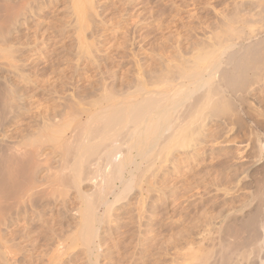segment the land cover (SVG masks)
Wrapping results in <instances>:
<instances>
[{
    "label": "rangeland",
    "instance_id": "1",
    "mask_svg": "<svg viewBox=\"0 0 264 264\" xmlns=\"http://www.w3.org/2000/svg\"><path fill=\"white\" fill-rule=\"evenodd\" d=\"M54 1H58V2L56 3ZM54 1H53L54 3H52L53 5L50 3L49 7L52 6L51 7V8H53L52 12L55 13V15L57 17H53L54 20H52V21L54 23L51 22V25H57V27H59V24H57V23L60 22V25H62L61 26L62 29H63V25L65 27L63 29V31L65 30L66 32L62 31L60 33V30H62V29L58 28L60 30L49 33V35H51V38H55L56 36L58 38V39L57 38L53 39V40H56L57 43L52 41L55 43L56 47H55L54 43H52V42H51L52 43L51 47L54 46L53 48H56V50H59L61 47L65 46L64 53L67 52V54H65L64 57L66 59L64 62L63 61L59 62V65H58L57 60L59 61V59H57V58H59L62 55V52L60 53L59 51H53L55 53L52 54L53 52L49 51V53L51 56L50 57L51 62H53V63L56 62L55 63L56 67H60L61 65H62L61 66L62 69L66 66L68 67V68H64V70H66V71H64L65 76L62 77V74H61L62 72H60L61 69L60 70L58 69L59 70V72H58L57 69H55V66H54L55 64H53V63L50 65H53V67L56 71L54 72L55 74L52 72L53 73L51 75L52 78L50 76L47 77L48 74L50 75V72L47 74L44 73V75L42 76V73L39 72V71H41L40 68H42V67L44 68L45 65H47V63L42 58L43 57L42 53L44 51H47V50L42 51V48L38 47L41 51L37 50L34 54L36 56L33 55V56H31V58L30 57L25 58V56L22 54L24 52V51H22L23 50L22 48L25 46V44H18V42H17L14 44V46L15 45L18 46L19 50L17 49L18 47H16V46L15 47L13 46L14 48L13 47L11 48L14 52H15V50H17L18 52H15L16 53L15 54V53H11V51H10V53H11V55L9 53L10 56L15 54L12 56L14 59L11 57L13 60L11 59L10 64H9L10 60H6V61H8L6 64L5 58L4 59L0 58V82L3 83L5 81V84L7 86L10 85V83L7 82V80L13 81L12 83H15V84L16 83L21 84V82H23V80H21L22 79L21 75L23 74V75L27 76V74H29V73L25 74L26 72H28L27 66L28 65L30 66V64H31V66L35 65V67H36V64H39V65H37V66H39L38 70L40 69L38 71L39 73H37L39 75H37V76H34L32 74L28 75V77L30 76V78H29V81H31L30 83L31 84H33V83L37 84V83L46 82L47 84L46 83L41 84V86L43 85L42 87L45 90L46 89L48 90V91L46 90L47 93L44 90L45 91L44 93L48 94V92H49L55 98H56V96H58L59 98L57 97L56 99H54V97L49 95L50 99H49V97L48 98L46 97L47 98L46 99L45 94L43 93L44 94L43 97L47 101L43 100V101H45V102H43L40 100L38 107H40V106L44 107V106H42L41 103H43L44 105L47 104L49 106H52V104L54 105L57 102L58 103L60 102L62 104V101H64L63 105L62 106L60 105L59 107L60 108L65 107L64 103H66L65 109H67V110H65L64 108H62V109L66 111V113L69 115L68 117H70V119L67 117V114H66V117L69 120L72 119L70 121V122H72V124L74 123V121H76L78 119V115H79L78 111L80 109L84 110V107L88 106V105H85V103L86 104L88 103L86 100H90L89 101L90 104L88 103L89 106L85 107L88 109L90 107V105L91 106L94 105L93 103L91 104V102H93L92 99H94V98H92V96L96 97V99H98V97H99V100L101 99L100 97H102V95L100 96L101 93L99 94L98 91L101 90L102 86L103 87L107 86V89H105L106 88L105 87L101 90V92L103 91V93L106 92L114 84H115L114 87L110 88L109 91L110 90L113 91V89H114V91L117 90V93H118V90L119 91L121 90L120 88H122V90L127 91V89H128V91H130V89L132 88L131 87L132 85H133V88H135L134 84L137 83L140 85V83H143V82H144L143 87L147 86L149 88H155V89L161 88V89H168L169 91H172V90L175 91V87H177L178 85L173 86L174 83H172L171 81L173 78H175L174 76H176L177 73L179 74L182 72L181 71L182 67H181V69L178 70V72L176 73L177 69H179L178 66H180V65H182L183 67L185 66L183 69H185L187 67L189 68L188 64H190V66L192 65L191 61L195 60V59H192V58H194V56L196 57V55L199 56L198 54H200L199 57H201V56L203 57V55L205 56V53L207 55V52H204L203 49L213 47L214 46L213 43L215 41H216L215 43L218 44L217 40L220 39V37L222 36L221 35L222 33L227 32L230 29L229 27L234 26V27L239 28L241 26V28H242V26H243L242 30L243 31L246 30L245 32L247 34H250L251 36H255V34L258 32H264L263 25L260 24L262 21L261 22L259 21L260 8L256 2V1H258V3H259L260 0H256V1L255 0H142V1L141 0H136V1L130 0L131 2L129 0H104V1L103 0H99V1L95 0L92 2L93 4L91 2H89L91 4L90 8L92 10L89 8V11H87L89 13L85 12V14H89V16L92 15V13H93L92 16H93V18L94 17L95 18L93 19L92 16L89 17L87 15V17H86L87 21H86V20H84L85 19V15H84L83 21L89 22V23H86L87 26L84 25L86 27V29L83 30L84 32H81L82 30H80V28H82L80 26L81 24H78V22L75 19H73L74 14L72 11H70V7H69V6H71L70 0H68V2H67V0H66V2H63V0H61V1L60 0H54ZM140 1H141V3H140ZM253 1L256 3V5ZM94 3H96V4L94 5ZM65 5H66V7H65ZM102 5H103V8L101 7ZM59 6L62 8H57ZM87 6H88V4H87ZM94 6H96V8ZM98 6H100V8ZM252 6H254L255 8ZM256 8H259V9H256ZM1 9H0V14L3 11V8H1ZM71 9H72V7H71ZM103 9L105 10V13L103 12V14H102ZM58 10H59V12H58ZM94 10H95V12H94ZM40 11H42V8H40ZM96 11H98V12H96ZM255 11H256V13H255ZM257 11H259V12H257ZM70 12H71V14H70ZM121 12H122V14H121ZM61 13H62V15H61ZM64 13H65V15H64ZM256 14L257 15L259 14V16L256 17L255 16ZM55 15H53V16H55ZM60 15H61V17H63V18L65 17V18L64 19L61 18ZM108 15H109V17H108ZM112 15H113V18L111 17ZM116 15L118 16V18ZM58 16L61 18V21H60ZM70 16H71V18H70ZM102 16H103V18L105 17L104 19L106 20V23H105L104 19L102 18ZM250 16L252 17V19L253 18L254 19L252 20ZM20 17H18V18H20ZM114 17H116V18H114ZM18 18H17V20H18ZM23 18H20V19L23 21ZM132 18H134V19H132ZM65 19H66V22H65L66 25L64 24ZM89 19H90V21H88ZM239 19L241 21H243V20L244 21L240 22ZM246 19L250 21L249 24H251V25L248 24L249 25L248 26V25L244 24ZM17 20L16 19L13 20L16 22V23H13V25L8 24V25H10L9 28L12 30L10 32L6 30L9 33H7L1 27L2 29H0V37L4 36L5 34H7V35L9 34L8 35V38H9L12 34L10 41L13 42V40H14V42H15V38H16L15 33H17L16 30L19 27ZM21 20H19V24H20V22H22ZM131 20H132V22H131ZM13 21H11V22H13ZM62 21H63V24L61 23ZM71 21H74V22L71 23ZM83 21H81V23ZM107 21L109 22V24L107 23ZM30 22H31V24L33 23L32 20ZM85 22H84V24H85ZM73 23L75 24V26L78 24L76 26V28H75V26H73L74 25ZM14 24H16L18 26H16V25L14 26ZM92 24H94V25L97 24V25L94 26ZM107 24H108V26H107ZM110 25H111V27H110ZM0 26H1V21H0ZM91 26H93V27H91ZM101 28H103V29H101ZM98 29H100V30H98ZM1 30H3L5 32L4 35L2 34L3 31H1ZM113 30L115 31V33ZM77 31L79 33H81V36H79L80 38H78V35H80V34H77L78 33ZM102 31H104V32H102ZM56 32L57 33L59 32L60 36L62 35L64 38L59 37V33L57 34ZM96 32L98 34H96ZM64 33L66 35H64ZM101 33H102V35H101ZM108 33L110 36L108 35ZM16 35H18V33ZM242 35H244V34H239V36H242ZM233 36H235V35H233ZM236 36H238V35H236ZM239 36L235 38L236 42L241 39V37H239ZM5 37L0 38V43H1L0 49L1 50L3 48L5 49V47H6L3 45H8V42H6V41H8L7 37L3 41L4 44L1 42L2 41L1 39H4ZM12 38H14V39H12ZM59 38H62V41L63 42L65 41L66 44L63 43V44H65V45H63L62 43H60L61 41ZM65 38H66V40H65ZM238 38H240V39H238ZM80 39L82 41H80ZM50 40H52V39H50ZM58 41H60L59 44H58ZM5 42H6V44H5ZM19 43H22V42H19ZM67 44H69V45H67ZM57 45H59L58 46L59 48L57 47ZM83 45L85 47V48L83 47L84 50L89 48L90 46H91V50L92 49L93 50L91 51L90 49H87L83 53L82 52L83 48L81 49V47ZM110 45H111V47H110ZM141 45H143L142 46L143 48L141 47ZM69 46L71 48H69ZM73 46H74V48H73ZM79 46H81V47H79ZM215 46H217V48H218V45H215ZM40 47H44V45H42V46L40 45ZM68 48H69V51H67ZM217 48H215V50ZM1 50H0V52H1ZM77 51L78 52L80 51L81 57L82 56H84V57L77 58L79 53H80V52L78 53ZM143 51L145 52L144 54L146 56L143 54ZM58 52H59V55L61 54L60 56H58L56 54ZM85 52L88 54H86ZM213 52L210 51V53H213ZM2 53H3V55H2ZM137 54H139L141 57L138 56ZM0 55H1L0 57H2V56L4 57L6 55L5 51L1 52ZM142 55H144L145 57L144 56L142 57ZM209 55H211V54H209ZM22 56H24V57H22ZM52 56L55 59H53ZM96 56L98 57V59ZM33 57H35V58H33ZM88 57L91 60L88 59ZM22 58L24 60H21ZM74 58H77L78 60L77 59L75 60ZM6 59H7V55H6ZM33 59L34 60L36 59V61H34ZM73 59H74V61H73ZM94 59H95V61L96 60L97 61L95 62ZM140 59L142 61L144 60L143 62L141 61L143 64L140 62ZM40 60H42V61H40ZM12 61H15V62H12ZM16 61H19V63ZM77 61H79L78 62L79 64L80 63L82 64V65L81 64L80 65H81V67H83V69H81L79 67L80 65L76 64ZM80 61H82L83 63ZM25 62H27V63H25ZM36 62H38V63H36ZM43 62H44V64H43ZM71 62H73V63H71ZM14 63L18 66V68H21V70L23 69L22 72H25L24 70H27V71L25 73H22L21 70L17 69L20 71L18 73L17 70L13 67V66H15ZM20 63L25 64V66L20 64ZM60 63H62V64H60ZM96 63H97L98 68L96 67V65H94ZM1 64H3V65H1ZM12 64H14V65H12ZM18 64H20V65H18ZM75 64L77 65V67L74 66ZM140 64L144 68H142ZM9 65H11V67ZM63 65H64V67H63ZM83 65L84 66L88 65V66H85V68H84ZM193 65H194V62H193ZM193 65H192V67H193ZM19 66H21V67H19ZM263 66H264V63H263ZM73 67L74 68L76 67L75 69L78 70L79 73L76 72V70L74 71ZM86 67H87V69H86ZM192 67H190V68H192ZM5 68L9 69V70L6 71ZM99 68H101V72H100ZM263 69H264V67H263ZM92 70H94L96 72H94ZM102 71H104V72H102ZM168 71H170V72L174 71V72L170 73ZM7 72H9V74ZM262 72H263V70H262ZM20 73H21V75H20ZM143 73L146 74L145 76H146L147 80L145 79ZM263 73L261 74L263 77L258 75L259 79L257 77L255 78V79H258V82L256 80H254L255 84L253 81L252 82L253 85L249 84V87L251 86V88H247L248 87L247 86L246 90H248V91L246 92V90H245L243 92L244 93L243 95L248 93L246 96H248L247 98L249 99V102L251 100V102H250L251 106H254V107H252L254 110L253 111L254 114H252L254 116V118H257V117L263 118L264 117V109H263V107H264V102H263L264 101V75H263ZM40 74L42 76L41 77L42 79L45 78L44 76L46 75L47 78H45V79H47V80L43 79L42 81H39V79H41ZM57 74H59L61 76L58 78ZM95 74H97V75L95 76ZM140 74H142V76ZM171 74L173 75L172 79H171V77H172ZM2 75H3L4 79H2L3 78ZM8 75H9V77H8ZM16 75H18V76H16ZM169 75L171 77H169ZM26 76H23V78ZM89 76H90V78H89ZM94 76L96 78H94ZM98 76H99V78H98ZM165 76H167L171 80H167L168 78H166ZM28 77H26V78H28ZM36 77H37V79H36ZM53 77H55V79ZM50 78L52 80H50ZM100 78H101V80H100ZM142 78H143V82H142ZM162 78L163 79L165 78L166 80L164 79V81H160V82H159V80H157V79L163 80ZM14 79H16V80H14ZM59 79L61 80L60 84L64 88H61V85L59 84V82H60ZM216 79H217V77H216ZM58 80H59V82H58ZM97 80L101 81V82L104 80L107 85L106 84L103 85V83L97 82ZM18 81H20V82H18ZM29 81H28V83H29ZM153 81L156 83L155 85H152V84H154ZM145 82H147L148 84L150 83V85H152V87H150V85H146ZM162 82H164V83H162ZM49 83H50V85L54 84V85H52L53 87L55 86V84H57L56 86H57L58 90H56V92H55L56 94L52 93L53 91H51V89L55 90L56 86L54 88L52 86H51L52 88L51 87L47 88L48 86H50ZM63 83L65 86L63 85ZM92 83L94 84V86ZM111 83H112V85L110 86ZM120 83H123V84H120ZM167 83H169V84L167 85ZM96 84L100 88H98ZM100 84H102V85H100ZM117 84H118V86H117ZM157 84H158V86H157ZM162 84L164 85V87ZM124 85L125 86L127 85L126 89H125ZM39 86H40V84H39ZM41 86L38 87L37 91L41 92L40 91ZM128 86L131 88L129 89ZM192 86H194V85H192ZM89 87H90V89H89ZM94 87H96V89H99V90H95ZM138 87L139 86L137 85V88ZM140 87H141V85H140ZM171 87H172V89H171ZM184 87L186 89V92H188V94L186 96L184 95V97L180 100V102L178 104L174 105L175 108L172 106H171L172 109H170L171 107L169 108L170 109L169 114L172 115V116L170 115L172 117L170 119L171 120L175 119V121H172V124L171 125L169 124L170 126H168V128L166 127L167 125H165L164 127H162V129H160L161 134L160 133L158 134L159 137L157 138V140H155L156 142L154 140L152 142H150V144L152 146L150 145V147H149V144H148L147 145L148 147L146 145H145L146 146L145 147V146L140 144L141 148H142L141 149L140 145L137 144L139 146V147L137 146L138 147L137 148L138 153L136 152V150H137L135 148L136 146L134 147V149H132V153L135 156L133 163H132V159L131 160L128 159V160H126V162L128 161L127 165L125 166V168L122 169L123 171L121 170V173L120 172L116 173V174L114 173L116 175V177L114 174L109 173L110 175L107 174V176H109V180H106L104 178H103V180L100 179L98 182L99 186L96 185V186L100 187L99 189H98V187L95 188V185H94L95 183L93 180H95V182H96V179H93L91 181V180H88L85 178L86 180L90 181V182H86V180L82 177L85 181V182L83 181L84 184L86 183V185L84 186V185L79 184L80 181L83 179L81 178V180H80L79 178H76L78 181L76 182V179H74V182L76 183L74 185L71 182L74 177L72 178V176H71L72 180H70L71 178L68 177L70 174L73 175L74 173L72 172V170H70L71 169L70 163H68V164L66 163L68 165V167L66 165V167H67L66 170L68 169L67 173L69 172V175H66L67 176L66 181H68V182H66V186H63L62 184L59 186L57 184L56 186H58V187L54 186L56 188L53 187L51 191L42 192L44 189L49 190L50 187L41 188L43 190L40 191V187H43V186L37 187L39 185L35 182V180L38 179V183H39V180L41 182V181H44V180H47L48 178H50L47 175H51V174L53 175L56 172L55 170L57 168L55 169V166L58 167L57 165L59 163V160L57 161L56 158H58V157L54 158L55 160H53L52 162L50 161L52 159H50V160H48V162H46V163H49V161H50L49 165H51V163H53L51 166L52 167L54 166V169L51 166H49L48 164L46 165L42 162V164H44V166L42 165L43 167H45V165L47 166V167H45L46 169L48 168V166H49V168L51 167V170L48 168L50 171H48V169L46 170L45 168H43V169L40 168L39 171L35 169L36 173L35 172L34 173L36 174V176H34L35 174L33 175L32 172L31 173L29 172V171H34V170H30V169H33L34 167H32L28 170L29 173L26 171L25 174H27V173L29 174V175L27 174L26 176H29V178L31 180V185H34L32 183L37 184V185H34L35 186L34 189H35V191L37 189V192H35L34 189L32 188L33 189L32 191L34 192V194H33V192L30 194V190H28L29 192L25 191L27 195L25 194V196H24L25 192L21 193V190L23 191L24 187L26 188V186H24L26 184L20 183L19 184L20 186H22V184H23V188L20 187V188H22V189H20L18 187L20 190V191L19 190L18 191L20 192V195L22 194L24 197L21 195V197H23V199L20 198L21 199L20 200L16 196V194H18V193H16V194L13 193V195H15V197H17L16 198L17 203L14 202V203H16V205L11 206L12 204H14L12 201H10L11 199L9 200L7 198V196L3 197V200L7 198V201L9 200L12 203L10 205V209H6L4 212V213H8V214H4L2 212V211H4V209H2V211L0 209V264H189V263L191 264L193 262H195V264H198L200 261L201 262L199 264H201L203 262V260H205L206 262L209 261L208 263L212 264L214 261H216V260L218 261L219 257H217V256L220 254V251H218L217 254L215 252H217V250L221 249L220 246L222 247V241L225 239V237H224V239H223V237L221 238L220 233H222L221 229H224V227L226 226L228 221L232 218V217H228V216H233V218H234V217H241L240 215H242V217H243V215L246 213L245 211H249L250 209H252L253 206L255 205L256 201H257L258 192H256V191H258V190L255 189L256 188L255 187L256 182L261 178L264 179V127H261V128L256 127L255 128V124L253 122L252 123L254 125L251 124V122L249 124L248 120H246V121L244 120L245 124L246 123L248 124V125H246L247 128L244 127L245 124L243 123L244 126L241 124V129L242 128H244V129L239 130L238 127H236L237 124L234 123L235 124L234 125L233 122H229L231 119H234V117L232 116L233 114L231 115V112L232 113L236 112V111L233 112L234 110L232 109L231 105L233 106L235 103H237V101L234 99H232L233 101L232 100L230 101V99H229L230 97L228 96L229 94H227L226 98L228 101L231 102V103L229 102L231 108L229 106H227V107H229V109H231L230 113L227 111V107H226V105H229L228 103L225 104V107H224V105L222 106L223 109H225V110L220 109V111L221 112L224 111L223 115L226 118H229L228 116L230 115V118L228 119V122L230 124L225 121V117L224 118L222 117L224 120L220 116L218 118V116H216V115L214 116V114H212V111L210 112L211 109H208L210 107L209 102L211 100L208 102V99L206 101V99L202 98V97H205V93L208 89V86L206 87V90H205V88H201V89H199L200 91L198 90V87H197L196 90H198V91L197 92H195L196 90L193 91L194 94L191 93L190 90L188 89L190 86L187 88H186V86H183V87H181L182 91L181 90L180 91L178 90V91L182 93L183 90L185 91ZM49 89H50V91H49ZM202 89H204L205 92H203ZM262 89H263V91H262ZM90 90L91 91L93 90L94 94L97 93V96H98V94H99V96L97 97L94 94H92V96H91V93H93V92H91ZM122 90L120 92H123ZM85 91L87 92V94ZM174 91H172V92L175 93L176 91L175 92ZM261 91H262V93H261ZM88 92L90 94H88ZM201 93L202 94L204 93V96ZM25 94H24V96H22V98L23 97H24L23 99L28 98L25 100L29 101L30 99H29V97H27L28 93H27V96H25ZM40 94L43 95L42 92ZM63 94H64L65 98L61 97V96H63ZM76 94H77V96H76ZM184 94H186V93H184ZM199 94H201L202 97ZM14 96H16V95H14ZM89 96H91V98ZM198 96H200V97H198ZM82 97H83V99H82ZM86 97H89V99ZM197 97L202 99L203 101L201 100V102L204 104H202L199 101L200 103H196L197 105L194 104L195 106H198V107H193L192 104L195 103L194 101H196L195 99ZM216 97H214V100H212L213 102L218 99V98L216 99ZM255 97H257L258 99ZM62 98L66 99V101L62 100ZM84 98H85V100H84ZM259 98L260 99L262 98L263 100H260ZM14 99H12L14 102L10 100L15 105L14 108L16 107V105L18 103H21V104H18L19 106L16 107L15 109L13 108V104H10V105H12L10 107H12L13 110L9 106H8V109L10 108L11 113H9V111H7L8 110L6 108L7 106L5 107L7 112L5 113L3 111L5 114L3 113L2 115L6 116V122L0 121L1 122L0 125L3 123L2 124L3 127L0 126V128H2V130H0V139L1 140L5 139L7 141V143H9L8 141H10V143H12L14 141L17 143L20 141L19 138H21V139H23L20 142V145H21V143L28 142L27 139H29V137L32 139V136L37 131L36 130L37 127L35 126L36 124L35 125L32 124V123H34L33 122L34 120H31L32 119V116H31L32 113H30L32 108H34V106L36 105V102L33 103L34 105L31 104V106H32L31 107L30 103L27 104L28 101H25L22 99L23 100L22 102L24 105L20 106V105H22V102L20 100H16L17 98L15 100ZM35 99H36V97H35ZM96 99H95V101H97ZM80 100H82L84 102H82ZM10 101L8 99V103H10ZM18 101H20V102H18ZM71 101L73 102V104ZM78 101L81 104L80 103L78 104ZM184 101H185V103H184ZM48 102H49V104H48ZM186 102H188V103L186 104ZM206 102L209 104H207ZM213 102H211V103H213ZM37 103H38V101H37ZM180 104H181V106H180ZM258 104H260V105H258ZM47 105L45 106V108L47 107ZM78 105H79L78 108L81 107L80 109H78L76 107ZM186 105L188 107H186L187 109L185 111L184 108ZM25 106L27 108L29 107L28 108L29 111L27 109H25L26 108ZM69 106L70 107L75 106V108H77V109L73 108L74 109V112H73L72 107L69 109ZM182 106H183V108H182ZM206 106H207V111L204 112V109L206 108ZM256 106H257V109H256ZM23 107H24V109H23ZM35 107H37V105ZM90 108H92V107H90ZM193 108H195V109L199 108V109H197L198 111L197 110L194 111L195 114L193 112ZM233 108H234V106H233ZM5 109H3V110H5ZM188 109H190V111ZM16 110H18V111H16ZM75 110H76V112H75ZM259 110L261 113L257 112ZM13 111H15V112H13ZM17 112H18V114H17ZM179 112H180V115H178ZM187 112H193L194 117L192 118L191 113H189V115L191 116L189 118V115H187L188 114ZM7 113L9 115H7ZM15 113H16V115H15ZM75 113L77 114V116L76 115L74 116ZM175 113L177 115H175ZM204 113H206V115H204ZM227 113H229V115ZM257 113L260 114V116ZM200 114H203V115H200ZM255 114H256V116H255ZM2 115H0V117H1L0 119L5 121V118H4L5 116L3 117L4 118L3 119ZM70 115H72L74 118H72ZM7 116L8 117L10 116V118H8ZM178 116H180V117H178ZM195 116H197V117H195ZM214 117H216V118H214ZM67 118H66V121L68 120ZM177 118H179V120H177ZM195 118H197V119H195ZM244 118L245 117H243V119ZM188 119H191V121L190 120L186 121ZM69 120H68V123H69ZM221 121H222V123H221ZM175 122L177 125L175 124ZM179 122H181V123H179ZM188 122L191 123L190 126L193 124L191 126V127H193L192 129H191V127L190 128L188 127L189 126ZM11 123H12V126H11ZM21 123L23 126L21 125ZM28 123H29V125H28ZM68 123H66V124H68ZM4 124H6V125H4ZM13 124H15V125H13ZM72 124H70V125H72ZM181 124H184V125L181 126ZM5 126H7V127H5ZM19 126H21V127H19ZM28 126H30L29 127L30 129L28 128ZM180 126L182 128L187 127V128H189L190 131L188 132L187 128L186 129L184 128L185 130H183ZM23 127L25 129H23ZM32 129H34L35 132ZM67 129H69L68 126H67ZM181 129L183 130V133H185L184 136L180 135V134H182ZM15 130H18L17 132L19 135L16 133ZM20 130H23V132L25 131L24 134H26V137H28V138L25 139V135H23V132ZM233 130H234V132H233ZM5 131H6V134H5ZM26 131L28 133H30V132L32 133V131H33V133L30 135V134L26 133ZM242 131H243V133H241ZM20 132H21V134H20ZM168 132H170V133H168ZM70 135H71V131L69 129L68 131H66V138H69ZM166 135H167V137H166ZM4 136H5V138H2ZM18 136H20V137H18ZM161 136L163 137V139ZM240 136H241V138H240ZM179 137H182V138H179ZM160 138H161V140H160ZM7 139H9V140H7ZM14 139H16V140H14ZM31 139H29V141ZM178 139H180V140H178ZM176 140H178V141H176ZM4 141H2V143ZM22 141H25V142H22ZM26 144L27 143H25L24 145H26ZM46 144H45L46 147H44L45 148L44 153H46L45 150L50 151L48 146L51 145V143L48 145V143L46 141ZM21 146L24 147L23 145H21ZM143 148H144V152H143ZM139 149L142 151H140ZM148 149H149V151H148ZM125 151H126V149L124 148L123 152L125 153ZM39 158L42 159V157H39ZM139 158H141V159H139ZM143 158H144V160H143ZM137 162L140 164H136ZM8 166H9L8 168L12 172L13 168L10 167V165H8ZM38 168H39V166H38ZM9 169H7V176L9 178V179L7 178L8 180H10L11 176L13 179L18 176L16 178L17 180H14V181L12 180L13 183H15L16 181L18 183L19 180H23L21 182H26V181H24L26 176L23 177L25 175L24 171H21V173L23 172L24 175L23 174L21 175L20 171L18 172V173H20V175H17V173L15 171V174H12L11 176H9L8 175V171H10ZM129 171H130V173H128ZM12 173H14V171ZM30 174L33 175V178L36 177V179L34 178L35 180L33 179V181H32V175L30 177ZM5 175H6V173H5ZM13 175H14V177H13ZM19 176H22V177H19ZM107 176H105V177L108 179ZM45 177H48V178H45ZM22 178H24V179H22ZM112 178L113 179L118 178V179L113 181ZM30 180L27 181L26 183L28 184V182H30ZM10 181H9V183L12 184V182H10ZM102 181L104 183L106 182V184H104ZM107 181H109V182L113 181L112 183H114V184H112L110 182V185L111 186L113 185L115 188L112 186V188H113L112 189L110 186L111 189H109L108 188L109 183ZM70 182L73 184V186H70V185H72ZM125 182L128 183V184H126L127 186L125 185ZM17 183H15V185ZM41 183H45V184L49 185V183H46V181L41 182ZM77 184H78V187H77ZM81 184H83L82 181H81ZM107 184H108V187H107ZM40 185H42V184H40ZM100 185H102V187ZM103 186H105L107 189L103 188ZM81 187L84 191L82 189H81V191L79 190ZM55 189H56V191H54ZM74 189H78L79 191L74 190ZM91 189H98L99 190V192L98 191L97 192H98V194L99 193L102 194V198H101L102 202H101V200H99L97 198V196L99 197L100 194L99 195L94 194V196H93V192H95V193H97V192H96V190H92V192H91L90 191ZM103 190H104V192L106 191L105 193L108 196L106 194H104ZM108 190L109 191L111 190V192L109 193ZM89 191L91 192L90 195H89V193H90ZM38 192L40 193L39 194L40 196H42L43 194L44 195H46L48 193L50 194V192H51V194L50 195L48 194L49 195V196L47 195L48 197L46 196L48 198L46 200L44 195H43L44 197L42 196L43 198L38 196V195L35 196L36 193H38ZM73 192H75V193H73ZM77 192H78L80 197L77 196L78 195ZM80 192H82V193H80ZM86 192L88 194H86ZM114 193L116 195L118 193V195H117L118 198H116L117 196L114 195ZM5 194L6 193H4L2 195H5ZM84 195L86 196V198L87 197L89 198V196L91 197V195H92L94 198H92V200H90V201L92 204H95V205L97 203L98 205H96V207L98 206L97 208L99 210L97 212V214H98L97 216L99 217V219L95 225L96 226L95 227L96 228L95 229V236L93 238V241L91 242V245L93 247L91 251L87 250V247L84 244L82 236L79 234L80 232L78 233V231L80 230L79 228L81 227L80 224L82 222V220L80 218L81 214H79V210L81 212L82 211L81 209L84 208V207H82V205H84V202H81V204H79V203H80V201H82ZM103 195H104V197H105V195L108 197V198L106 197L105 199H108V201L110 202V204L112 206L109 204L108 201L104 200ZM28 196L31 198V200H30V198H28ZM114 196H115V198H114ZM0 197H1V195H0ZM9 197L11 198V195ZM15 197H13V199H15ZM39 197L42 198L44 201H46V203H44V201L42 203L41 202L42 200L39 199ZM114 199H116V200H114ZM3 200L1 199V201L4 204L7 203V205H5L7 207H5L4 205L1 207L2 208H4V207L8 208V206H9L8 204L10 202L9 201L4 202ZM18 200L21 201V203H20L21 205L24 204L23 206H26V207H23L20 204L17 205L19 202ZM24 200H29V202L28 201L25 202ZM96 200H99V201H96ZM40 202H41V205H40ZM107 202L109 205H107ZM62 203H65V204L63 205ZM246 204L248 206H244ZM0 205H1V203H0ZM249 205L250 206L252 205V206L250 207ZM15 206H17V207H15ZM20 206L22 209L21 208L17 209ZM13 208L16 210H14ZM24 208H26V209H24ZM241 209H242V211H241ZM26 210H27V212H25ZM17 211L18 212L20 211V212L18 213ZM23 211H24V214H23ZM13 212H14V214H13ZM16 212H17V214H19V216L16 215ZM1 213H3V214H1ZM15 215L18 216L19 218L15 217ZM10 218L12 219V221ZM27 218H29V219H27ZM227 218H228V220H225ZM3 219H5V220H3ZM46 224L48 226H50L49 227L50 230L52 227L53 231L51 230V232H50V230ZM45 225L47 228H45ZM235 225L236 224H234V226ZM43 226H44V228H43ZM61 227L62 228L64 227V230H65L64 232H63V229L61 230ZM42 228L46 229L47 231L43 230ZM236 228L238 230H240L238 228V226ZM236 228H235V230H236ZM59 230H60V232H59ZM216 230L217 231L221 230V231L217 232ZM238 230H236V232H238L240 236L242 235V233H244L243 235L246 234L244 232V230L241 231L242 232L241 234H240V231H238ZM27 232H29L28 233L29 235L27 234ZM52 232H54V234ZM56 232H57V234H56ZM61 233H62V236H61ZM216 233H219V234H216ZM236 234L233 235L236 237L226 236L225 241L227 240L228 244H227V242H225V243L228 246L230 245V242L232 243V245H233V243L235 244V241L237 240V238H239V236L237 237ZM219 235H220V237H219ZM245 236H243V237H245ZM218 238H220V239H218ZM239 239L242 240L243 238L241 237ZM217 241H220V242H217ZM237 241H236V245H237ZM223 243H224V241H223ZM238 243H240V242H238ZM219 244H221V245L219 246ZM202 252L203 253L205 252V253L203 254ZM214 254H215V256H213ZM204 255H205V257H204ZM211 255H212V258H211ZM200 257L203 260H201ZM214 257H215V259H214ZM196 259H198V261L199 260L200 261L197 262ZM211 259L214 261H212ZM217 261L214 264H217L218 263Z\"/></svg>",
    "mask_w": 264,
    "mask_h": 264
},
{
    "label": "bare ground",
    "instance_id": "2",
    "mask_svg": "<svg viewBox=\"0 0 264 264\" xmlns=\"http://www.w3.org/2000/svg\"><path fill=\"white\" fill-rule=\"evenodd\" d=\"M54 0H0V7L1 8H3V11L1 12V14H0V21H1V26H0V29H2L3 28V30H7V31H12L9 27H10V25H8V24H12L13 25V23H16L15 21H13V20H17V18L18 17H20V18H23V21L20 19V18H18V25H19V27H18V29L16 30V32L18 33V35H16L17 33H15V42H14V40H13V42H11L10 41V39H11V36H12V34H11V36L8 38V35L7 34H5L4 35V31L3 30H1V31H3V35L4 36H1V37H5L6 35V37L8 38L7 40L8 41H6V42H8V45H3V46H6L5 47V49L3 48L2 50H1V52H4L5 51V53H6V55H7V59H6V55L3 57H0V58H5V61L6 60H10L9 61V64H10V62H11V59L13 58L12 56L13 55H15L16 53L15 52H18L17 50H15V52L11 49L13 46H14V44L15 43H17L18 42V44H25V46L22 48L23 50L22 51H24L22 54L25 56V58H31V56H33L34 54H35V52L37 51V50H40L39 48H42V51L43 50H47V51H44L42 54H43V60L47 63V65H45V67L43 68L42 66V68H40L41 69V71H39L38 70V67L39 66H37V65H39V64H36V67H35V65L34 66H31V64H30V66L28 65L27 67V69H28V72H26L27 70H24L25 72H22L23 71V69L21 70V68H18V66L15 64V66H13L16 70L17 69H19V70H21V72L22 73H25V74H27V73H29V74H32V75H34V76H37V75H39V74H37V73H39V72H41L42 73V76L44 75V73L45 74H47V73H49L50 72V75L48 74V76L47 77H51V75L56 71L55 69H57V71L59 72V70H60V72H62L61 74H62V77L63 76H65V72L64 71H66V70H64V68H68L67 66L66 67H64V65H63V69L61 68V66L60 67H56V62H51V59H50V53H49V51H51V52H53V51H59L60 53L62 52V55L60 56L59 55V52L58 53H56L58 56H60L59 58H57V59H59V61L57 60V63H58V65H59V62H61V61H65V54H67V52H65L64 53V51H65V46H63V47H61L59 50H56V48H53V47H51V45H52V43H57V41L56 40H53V39H56L57 38V36L55 37V38H51V35H49V33H51V32H54V31H57V30H60V29H62V25H60V22H58L57 24H59V27H57V25H51V22H53L52 20H54V18L53 17H57L56 15H55V13H53L52 11V9L53 8H51V7H49L50 6V3L52 4V3H54V2H58V1H54ZM61 1V0H60ZM59 1V2H60ZM93 1H95V0H70V2H71V6H69L70 7V11H72L73 12V14H74V18L73 19H75L77 22H78V24H81L80 26L82 27V28H80V30H82L81 32H84L83 30H85L86 29V27L85 26H87L86 25V23H89V22H85V21H83V17H84V15H85V19L84 20H86V17H87V15L89 16V14H85V12H87V11H89V8L91 7L90 5V3L89 2H93ZM99 1V0H98ZM97 1V2H98ZM104 1V0H103ZM130 1V0H129ZM136 1V0H135ZM142 1V0H141ZM141 1H140V3H141ZM256 1V0H255ZM63 2H66V0L64 1L63 0ZM67 2H68V0H67ZM127 2V1H126ZM131 2V1H130ZM254 2V1H253ZM257 2V5L259 6V8H260V16H259V14L257 15H255L256 17H260L259 18V21L261 22L260 24H262L263 25V30H264V0H260L259 1V3H258V1H256ZM99 3V2H98ZM102 3V2H101ZM100 3V4H101ZM139 3V2H138ZM255 3V2H254ZM66 4V3H65ZM69 4V3H68ZM87 4H88V6H87ZM93 4V3H92ZM96 3H94V5H95ZM136 4V3H135ZM53 5V4H52ZM55 5V4H54ZM98 5V4H97ZM106 5V4H105ZM255 5H256V3H255ZM61 6V5H60ZM57 7V8H62V7ZM63 6V5H62ZM114 6V5H113ZM123 6V5H122ZM257 6V7H258ZM65 7H66V5H65ZM68 7V6H67ZM68 7V8H69ZM71 7H72V9H71ZM95 8H96V6H94ZM99 8H100V6H98ZM102 8H103V5L101 6ZM133 7V6H132ZM252 7H254V6H252ZM0 8V9H1ZM40 8H42V11H40ZM67 8V9H68ZM88 10H87V9ZM93 8V7H92ZM135 8V7H134ZM255 8V7H254ZM259 8H256V9H259ZM91 9V8H90ZM114 9V8H113ZM137 9V8H136ZM253 9V8H252ZM2 10V9H1ZM57 10V9H56ZM60 10V9H59ZM59 10H58V12H59ZM86 10V11H85ZM92 10V9H91ZM97 10V9H96ZM104 10V9H103ZM102 10V14H103V12L105 13V10L103 11ZM111 10V9H110ZM125 10V9H124ZM254 10V9H253ZM63 11V10H62ZM61 11V12H62ZM123 11V10H122ZM69 12V11H68ZM94 12H95V10H94ZM96 12H98V11H96ZM109 12V11H108ZM113 12V11H112ZM116 12V11H115ZM114 12V13H115ZM257 12H259V11H257ZM28 13V14H27ZM87 13H89V12H87ZM255 13H256V11H255ZM254 13V14H255ZM57 14V13H56ZM60 14V13H59ZM58 14V15H59ZM70 14H71V12H70ZM111 14V13H110ZM109 14V15H110ZM121 14H122V12H121ZM253 14V13H252ZM53 15H55V16H53ZM61 15H62V13H61ZM61 15H60V17H61ZM64 15H65V13H64ZM92 15H93V13H92ZM92 15H90L89 17H91ZM109 15H108V17H109ZM114 15V14H113ZM113 15L111 16L112 18H113ZM72 16V15H71ZM71 16H70V18H71ZM105 16V15H104ZM117 16V15H116ZM248 16V15H247ZM59 17V16H58ZM59 17V19H60V21H61V18H63V17H61L60 18ZM106 17V16H105ZM104 17V18H105ZM107 17V18H108ZM246 17V16H245ZM249 17V16H248ZM251 17V16H250ZM254 17V16H253ZM65 18V17H64ZM63 18V19H64ZM92 18H93V16H92ZM95 18V17H94ZM93 18V19H94ZM101 18V17H100ZM102 18H103V16H102ZM103 18V19H104ZM114 18H116V17H114ZM117 18H118V16H117ZM137 18V17H136ZM241 18V17H240ZM57 19V18H56ZM62 19V20H63ZM91 19V18H90ZM90 19L88 20V21H90ZM132 19H134V18H132ZM245 19V18H244ZM251 19H252V17H251ZM254 19V18H253ZM252 19V20H253ZM19 20H21L22 22H20V24H19ZM33 21V23L31 24V22L30 21ZM58 20V19H57ZM112 20V19H111ZM124 20V19H123ZM240 20V19H239ZM11 21H13V22H11ZM81 21H83L82 23H81ZM87 21V20H86ZM94 21V20H93ZM104 21H105V23H106V20L104 19ZM109 21V20H108ZM107 21V23L109 24V22ZM113 21V20H112ZM115 21V20H114ZM244 21V20H243ZM243 21H241L240 20V22H243ZM11 22V23H10ZM66 19L64 20V24L66 25ZM72 22H74V21H71V23ZM84 22H85V24H84ZM101 22V21H100ZM121 22V21H120ZM131 22H132V20H131ZM255 22V21H254ZM54 23V22H53ZM56 23V22H55ZM62 24H63V21L61 22ZM70 23V22H69ZM102 23V22H101ZM250 23V21L249 20H245V22H244V24L245 25H248ZM74 24V23H73ZM72 24V25H73ZM77 24V23H76ZM77 24V25H78ZM83 24V25H82ZM108 24H107V26H108ZM113 24V23H112ZM123 24V23H122ZM8 25V26H7ZM16 24H14V26H15ZM18 25H16V26H18ZM68 25V24H67ZM76 25V26H77ZM85 25V26H84ZM92 25H94V24H92ZM97 25V24H96ZM96 25H94V26H96ZM249 25H251V24H249ZM248 25V26H249ZM261 25V26H262ZM54 26V27H53ZM70 26V25H69ZM73 26H75V24L73 25ZM76 26H75V28H76ZM90 26V25H89ZM113 26V25H112ZM131 26V25H130ZM145 26V25H144ZM2 27V28H1ZM10 29H8V28ZM12 27V26H11ZM53 27V28H52ZM57 29H56V28ZM91 27H93V26H91ZM110 27H111V25H110ZM133 27V26H132ZM131 27V28H132ZM6 28V29H5ZM14 28V27H13ZM58 28H60V29H58ZM65 27H64V25H63V29H64ZM104 28V27H103ZM103 28H101V29H103ZM109 28V27H108ZM107 28V29H108ZM230 29L227 31V32H224V33H222L221 35V37H220V39H218L217 40V42H218V44H216L215 42V44L213 43V45L215 46V45H218V48H217V46H213V47H210V48H206V49H203V51L204 52H207V55H206V53H205V56L203 55V57L201 56V57H199L200 56V54H198L199 56H197L196 54V57L194 56V58H192V59H195L194 61H191L192 62V65H193V62H194V65H193V67H192V65L190 66V64H188V66H189V68L187 69V68H185V69H183L184 67L182 66V65H180V66H178L179 67V69H177V71H176V73L178 72V70H180L181 69V67H182V69H181V73H177L176 74V76H174L175 78H173V75H172V77L169 75V77H171V79H172V83H174V85L173 86H175V85H178L177 87H175V91L174 90H172V91H174L175 93H173L172 91H169L168 89H161V88H159V89H155V88H149V87H147L146 85H150V83L148 84L147 82H145L146 83V87H143V84H144V82H143V78L145 77V79H146V74H144V77L142 78V82L143 83H140V85H141V87H140V85L139 84H134V87L135 88H133V85L131 86V87H129L128 86V88L130 89V91H128V89H127V91L126 90H122V88H120L123 92H120L119 90H118V93H117V90L116 91H114V89H113V91L112 90H110L109 91V89L110 88H113L114 87V85L112 86V87H110L106 92H104L103 93V91L101 92V90L103 89V88H105V89H107V86H105V87H103L102 86V88H101V90H99V89H96V87H94V89L95 90H99L98 92H99V94H100V96L102 95V97H100L101 99L99 100V94H98V96H97V93L96 94H94V89L91 91V92H93V93H91V96H92V94H94V95H96L97 97H98V99H96V97H94V96H92V98H94V99H92V101L93 102H91V104L93 103L94 105H90V107H92V108H85V107H88L89 106V104H90V100H86L88 103L86 104L85 103V105H88V106H85L84 107V110H82V109H80V108H78L79 107V105L78 106H76L78 109H80L77 113L79 114L78 115V119L76 120V121H74V123L72 124V122H70L71 120H69L70 119V117H68L69 115L66 113V111L65 110H67V109H65V107H66V103H64V106L65 107H59L60 105L62 106L63 105V102L64 101H62V104L60 103H56V104H52V106H49V105H47V107L45 108V106L46 105H44L43 103H41L42 104V106H44V107H38V104H39V102H40V100L41 101H43V100H46L48 97H49V95H51L52 96V94H50L49 92H48V94H46L47 93V91L41 86V84L43 83H46V82H42V83H33V84H31L30 82L31 81H29V78H30V76L28 77V75L29 74H27V76L26 75H21V73H20V75L22 76V79L21 80H23V82H21V84H15V83H12L13 81H8L7 80V82H9L10 83V85H6L5 84V81L2 83V82H0V111L2 112H0V115H2L4 112L6 113L7 111H9V113H11V111H10V108L12 109V107H10V106H12V105H10V104H13V100L12 99H16V100H20L21 102L23 101V100H25V99H28V98H25V99H23L22 98V96H24V94H25V96H27V93H28V96L27 97H29V101L28 100H25V101H28V103L27 104H29L30 103V106H31V104H33V103H35L36 102V105H37V107H35L34 106V108H32V110H31V112L30 113H32L31 114V116H32V119L31 120H34L33 122L34 123H32L33 125H35L36 127H37V131L35 132V128L34 129H32V130H34V135L32 136V139L29 137V139H31L30 141H29V139H27L28 140V142H25V141H22V142H25V143H27L26 145H24L25 143H21V145H23L24 147H22L21 145H20V142H21V140H23V139H21V138H19V142H12V143H10V141H8L9 143H7V141L5 140H1L0 141V195H1V199L3 200V197H5V196H7V198L10 200V201H12L13 203L14 202H16L17 200H16V198L18 197V199H23V197L25 196V194H26V192H29L28 190H30V194L33 192L32 190L34 189V185H39V186H37V187H40V186H43V187H40V191L41 190H43V189H41V188H45V187H50V189L48 190V189H44L42 192H45V191H51L52 190V188L54 187V186H56L57 184L60 186L61 184L63 185V186H66V182H68V181H66L67 180V176L66 175H69V172L67 173V171H68V169L66 170V168L68 167V163H70V170H72V172L74 173L73 175H69L68 177L69 178H71V176H72V178H73V180H72V178L70 179V180H72L71 182L75 185L76 183L74 182V179H76V178H79L80 180H81V178L83 177L84 179L86 178V179H88V180H93V179H96V182H95V180H93L94 181V185H95V188H97L98 186H99V180L100 179H102L103 180V178L104 179H106V180H109V176H107V174H109V173H111V174H116V173H121V170L123 169V168H125V166L127 165V162H126V160H131L132 159V163H133V160L135 159L134 157V155H133V153H132V149H134V147L137 149L139 146L138 145H143V146H147L148 144H149V147H150V142H152L153 140L155 141V140H157V138L159 137V133L161 132L160 131V129H162V127H164L165 125H167L166 127L168 128V126H170L171 124H172V121H175V119L174 120H171L170 118H172L171 116V114H169V112H170V109H172V107H174V105H176V104H178L179 102H180V100L184 97V95L186 96L187 94H188V92H186V89H185V87H184V89H185V91L183 90V92L181 93V92H179L180 90L182 91V88L181 87H183V86H186V88L187 87H189L188 89L190 90V92L191 93H193V91H195L196 90V88L198 87V90L199 89H201V88H205V90H206V87L208 86V89H207V91H206V93H205V97H202L201 96V94H199L202 98H204V99H206V101H207V99H208V102L210 103H207V104H209V108L208 109H211L210 110V112L212 111V114H214V116L216 115V116H218V118H219V116L222 118H224L225 116L223 115L224 113V111L223 112H221L220 111V109L221 110H225V109H223V105H224V107H225V104L226 103H228L229 105H226V107L227 106H229L230 107V101L232 100V99H234V100H236L237 101V103H235L233 106H234V108H233V106L231 105V107H232V109L234 110H232L233 112H235V113H232L231 112V115L234 117V119H231L229 122H233V124L235 123V124H237L236 125V127H238V129L240 130L241 129V124L244 126V124H245V121L246 120H248L249 121V124H250V122H251V124H255V128L256 127H259V128H261V127H264V117L263 118H254V116L252 115V114H254L253 113V108L252 107H254V106H251V100H250V102H249V99L247 98L248 96H246L248 93H246L245 95H243L244 93V91L246 90V87L247 88H251V86L249 87V84L250 85H253V81L254 80H256L257 82H258V75H260V76H262L261 74L264 72V69H263V63H264V32H258V33H256L255 34V36H251L250 34H247L245 31H243L242 30V28H243V26H242V28H241V26L239 27V28H237V27H229ZM241 28V29H240ZM63 29L62 30H60V33L63 31ZM78 29V28H77ZM76 29V30H77ZM106 29V28H105ZM110 29V28H109ZM141 29V28H140ZM259 29V28H258ZM15 30V29H14ZM79 30V31H80ZM98 30H100V29H98ZM156 30V29H155ZM6 31V32H7ZM65 31V30H64ZM63 31V32H64ZM110 31V30H109ZM114 31V30H113ZM255 31V30H254ZM253 31V32H254ZM9 32H7V33H9ZM66 32V31H65ZM78 32V31H77ZM100 32V31H99ZM102 32H104V31H102ZM106 32V31H105ZM143 32V31H142ZM141 32V33H142ZM164 32V31H163ZM252 32V31H251ZM57 33V32H56ZM59 33V32H58ZM57 33V34H58ZM60 33H59V37H62V38H64L62 35L60 36ZM112 33V32H111ZM114 33H115V31H114ZM144 33V32H143ZM142 33V34H143ZM1 34V35H2ZM55 34V33H54ZM77 34H80V35H78V38H80L79 36H81V33H77ZM96 34H98L97 32H96ZM104 34V33H103ZM145 34V33H144ZM143 34V35H144ZM239 34H244V35H242V36H239ZM252 34V33H251ZM64 35H66L65 33H64ZM101 35H102V33H101ZM108 35H109V33H108ZM233 35H238L239 37H241V39L240 38H238V39H240L239 41H235V38L236 37H238V36H233ZM76 36V35H75ZM106 36V35H105ZM110 36V35H109ZM118 36V35H117ZM0 37V38H1ZM6 37L4 38V39H1L2 41V43H3V41L6 39ZM14 37V36H13ZM50 37V38H49ZM53 37V36H52ZM145 37V36H144ZM143 37V38H144ZM219 37V36H218ZM62 38H59L60 39V41H58V44H59V42L60 43H65L66 44V42L64 41H62ZM72 38V37H71ZM100 38V37H99ZM116 38V37H115ZM12 39H14V38H12ZM50 39H52V40H50ZM58 39V38H57ZM145 39V38H144ZM22 40V41H21ZM65 40H66V38H65ZM71 40V39H70ZM24 41V42H23ZM52 41H54V42H52ZM80 41H82L81 39H80ZM110 41V40H109ZM6 42H5V44H6ZM19 42H22V43H19ZM52 42V43H51ZM79 42V41H78ZM55 43H54V45H55ZM82 43V42H81ZM109 43V42H108ZM111 43V42H110ZM1 44V43H0ZM4 44V43H3ZM65 44H63V45H65ZM83 44V43H82ZM81 44V45H82ZM107 44V43H106ZM140 44V43H139ZM138 44V45H139ZM40 45L42 46V45H44V47H40ZM67 45H69V44H67ZM88 45V44H87ZM86 45V46H87ZM90 45V44H89ZM112 45V44H111ZM111 45H110V47H111ZM132 45V44H131ZM238 47H237V46ZM16 46V45H15ZM14 46V47H15ZM59 45H57V47H58ZM61 46V45H60ZM71 46V45H70ZM69 46V48H71ZM143 45H141V47H142ZM236 46V47H235ZM13 47V48H14ZM16 47H18V46H16ZM39 47V48H38ZM55 47H56V45H55ZM68 47V46H67ZM79 47H81V46H79ZM84 47V45L81 47V49ZM88 47V46H87ZM140 47V46H139ZM140 47V48H141ZM49 48V49H48ZM59 48V47H58ZM69 48H68V50L67 51H69ZM73 48H74V46H73ZM85 48V47H84ZM84 48H83V50H82V52L84 53V51L85 50H87V49H90L91 50V46L89 47V48H87V49H85L84 50ZM139 48V49H140ZM143 48V47H142ZM214 48V49H213ZM215 48H217L216 50H215ZM10 49V50H9ZM18 50H19V47L17 48ZM67 49V48H66ZM80 49V48H79ZM80 49V50H81ZM138 49V50H139ZM72 50V49H71ZM93 50V49H92ZM91 50V51H92ZM142 50V49H141ZM140 50V51H141ZM206 50V51H205ZM208 50V51H207ZM214 52H213V51ZM10 51H11V53H15V54H13L12 56H10L11 55V53H10ZM13 51V52H12ZM41 51V50H40ZM145 51V50H144ZM143 51V54L145 53ZM210 51L211 52H213V53H210ZM0 52V53H1ZM71 52V51H70ZM75 52V51H74ZM78 52V51H77ZM76 52V53H77ZM80 52V51H79ZM78 52V53H79ZM90 52V51H89ZM139 52V51H138ZM202 52V51H201ZM200 52V53H201ZM9 53H10V55H9ZM20 53V52H19ZM18 53V54H19ZM55 52H53L52 54H54ZM86 53V52H85ZM91 53V52H90ZM94 53V52H93ZM92 53V54H93ZM97 53V52H96ZM140 53V52H139ZM21 54V55H22ZM37 54V53H36ZM49 54V55H48ZM51 54V55H52ZM86 54H88V53H86ZM91 54V55H92ZM209 54H211V55H209ZM2 55H3V53H2ZM73 55V54H72ZM83 55V54H82ZM85 55V54H84ZM94 55V54H93ZM138 56H140L139 54H137ZM145 55V54H144ZM144 55H142V57L144 56ZM1 56V55H0ZM24 56H22V57H24ZM34 56H36V55H34ZM67 56V55H66ZM146 56V55H145ZM144 56V57H145ZM12 57V58H11ZM16 57V56H15ZM18 57V56H17ZM40 57V56H39ZM53 57V56H52ZM82 58V57H84V56H82L81 57V52L79 53V55H78V57L77 58ZM90 57V56H89ZM88 57V59H90ZM97 57V56H96ZM141 57V56H140ZM148 57V56H147ZM33 58H35V57H33ZM37 58V57H36ZM69 58V57H68ZM77 58H74L75 60L77 59ZM87 58V57H86ZM94 58V57H93ZM14 59V58H13ZM12 59V60H13ZM40 59V58H39ZM53 59H55L54 57H53ZM74 59H73V61H74ZM96 59V58H95ZM95 59H94V61H95ZM97 59H98V57H97ZM143 59V58H142ZM146 59V58H145ZM191 59V60H192ZM21 60H24L23 58L21 59ZM20 60V61H21ZM34 60V59H33ZM78 60V59H77ZM80 60V59H79ZM82 60V59H81ZM91 60V59H90ZM4 61V62H5ZM34 61H36V59L34 60ZM40 61H42V60H40ZM55 61V60H54ZM97 61V60H96ZM95 61V62H96ZM142 60L140 59V62H141ZM144 61V60H143ZM142 61V62H143ZM3 62V61H2ZM7 62L8 61H6V64H7ZM12 62H15V61H12ZM16 62H18L19 63V61H16ZM39 62V61H38ZM38 62H36V63H38ZM62 62V63H63ZM79 61H77V65H80L79 63H78ZM80 62H82V61H80ZM93 62V61H92ZM141 62V63H142ZM146 62V61H145ZM24 63V62H23ZM23 63H20V64H22V65H24L25 66V64H23ZM25 63H27V62H25ZM34 63V62H33ZM45 63V64H46ZM55 64L54 66H55V69H54V67H53V65H50V64ZM62 63H60V64H62ZM71 63H73V62H71ZM83 63V62H82ZM98 63V62H97ZM97 63L96 64H94V65H96V67H97ZM105 63V62H104ZM14 64H12V65H14ZM20 64H18V65H20ZM43 64H44V62H43ZM42 64V65H43ZM66 64V63H65ZM74 65V66H76L77 67V65ZM86 64V63H85ZM99 64V63H98ZM101 64V63H100ZM143 64V63H142ZM1 65H3V64H1ZM82 65V64H81ZM81 65L79 66L81 69H83V67H81ZM106 65V64H105ZM141 65V64H140ZM187 65V64H186ZM6 66V65H5ZM10 67H11V65H9ZM17 66V67H16ZM23 66V67H24ZM44 66V65H43ZM70 66V65H69ZM84 66V65H83ZM85 66H88V65H85ZM85 66H84V68H85ZM99 66V65H98ZM7 67V66H6ZM19 67H21V66H19ZM53 67V68H52ZM75 67V68H76ZM106 67V66H105ZM141 67H142V65H141ZM171 67V66H170ZM190 67H192V68H190ZM74 68V67H73ZM73 69L74 71L76 70V69ZM79 68V69H80ZM98 68V67H97ZM142 68H144V67H142ZM11 69V68H10ZM59 69V70H58ZM78 69V68H77ZM86 69H87V67H86ZM96 69V68H95ZM100 69V72H101V68H99ZM174 69V68H173ZM5 70L6 71H8L9 69H6L5 68ZM19 70H17V72L19 73L20 71ZM71 70V69H70ZM103 70V69H102ZM138 70V69H137ZM144 70V69H143ZM142 70V71H143ZM154 70V69H153ZM169 70V69H168ZM262 70H263V72H262ZM3 71V70H2ZM15 71V70H14ZM39 71V72H38ZM73 71V72H74ZM87 71V70H86ZM92 71H94V70H92ZM99 71V70H98ZM109 71V70H108ZM175 71V70H174ZM173 71V72H174ZM5 72V71H4ZM53 72V73H52ZM76 72H78V70H76ZM94 72H96V71H94ZM99 72V73H100ZM102 72H104V71H102ZM137 72V71H136ZM168 72H170V71H168ZM173 72H170V73H173ZM262 72V73H261ZM8 74H9V72H7ZM13 73V72H12ZM11 73V74H12ZM17 73V74H18ZM79 73V72H78ZM90 73V72H89ZM146 73V72H145ZM160 73V72H159ZM169 73V74H170ZM10 74V75H11ZM55 74V73H54ZM60 74V73H59ZM59 74H57L56 76L59 78L61 75H59ZM68 74V73H67ZM71 74V73H70ZM75 74V73H74ZM84 74V73H83ZM102 74V73H101ZM108 74V73H107ZM168 74V73H167ZM19 75V74H18ZM18 75H16V76H18ZM80 75V74H79ZM78 75V76H79ZM89 75V74H88ZM91 75V74H90ZM97 74H95V76H96ZM141 76H142V74H140ZM139 75V76H140ZM163 75V74H162ZM161 75V76H162ZM175 75V74H174ZM217 75V76H216ZM263 75H264V73H263ZM13 76V75H12ZM20 76V77H21ZM23 76H26V77H28V78H26V77H24L23 78ZM33 76V77H34ZM41 76V74H40V78L42 77ZM81 76V75H80ZM79 76V77H80ZM93 76V75H92ZM94 76V78H96ZM140 76V77H141ZM168 76V75H167ZM167 76H165L166 78H168ZM2 77H3V75H2ZM8 77H9V75H8ZM15 77V76H14ZM13 77V78H14ZM45 78H47L46 77V75L44 76ZM109 77V76H108ZM139 77V78H140ZM216 77H217V79H216ZM258 78V79H255V78ZM263 77V76H262ZM7 78V77H6ZM17 78V77H16ZM32 78V77H31ZM35 78V77H34ZM45 78H43V79H45ZM52 78V77H51ZM50 78V80H52ZM54 79H55V77H53ZM88 78V77H87ZM89 78H90V76H89ZM98 78H99V76H98ZM102 78V77H101ZM101 78H100V80H101ZM161 78V77H160ZM2 79H4V77L2 78ZM36 79H37V77H36ZM42 78L41 79H39V81H42L43 80ZM57 79V78H56ZM61 79V78H60ZM59 79V80H60ZM152 79V78H151ZM163 79V78H162ZM165 79V78H164ZM164 79L163 80H160V79H157V80H159V82L160 81H164ZM171 79H167V80H171ZM13 80V79H12ZM14 80H16V79H14ZM45 80H47V79H45ZM59 80H58V82H59ZM63 80V79H62ZM114 80V79H113ZM139 80V79H138ZM147 80V79H146ZM166 80V79H165ZM185 80V81H184ZM28 81H29V83H28ZM92 81V80H91ZM94 81V80H93ZM96 81V80H95ZM104 81V80H103ZM101 82V81H98L97 80V82H100V83H103V85L104 84H106L105 83V81L104 82ZM156 81V80H155ZM260 81V80H259ZM18 82H20V81H18ZM33 82V81H32ZM48 82V81H47ZM63 82V81H62ZM114 82V81H113ZM137 82V81H136ZM154 82V81H153ZM8 83V84H9ZM54 83V82H53ZM61 83V80H60V82H59V84ZM94 83V82H93ZM92 83V84H93ZM134 83V82H133ZM162 83H164V82H162ZM252 83V84H251ZM39 84H40V86H41V92H42V94L46 91V93H44L45 94V98L46 99H44V94L43 95H41L40 93L41 92H39V91H37L38 90V87H40L39 86ZM47 84V83H46ZM95 84V83H94ZM94 84H93V86H94ZM98 84V83H97ZM96 84V85H97ZM120 84H123V83H120ZM128 84V83H127ZM152 84V83H151ZM156 83L154 82V84H152V85H155ZM169 83H167V85H168ZM254 84H255V81H254ZM49 85H50V83H49ZM52 85H54V84H52ZM52 85H50V86H46L47 88H49V87H51ZM57 84H55V86H56ZM61 85V84H60ZM63 85H64V83H63ZM95 85V86H96ZM100 85H102V84H100ZM99 85V86H100ZM107 85V84H106ZM109 85V84H108ZM112 85V83L110 84V86ZM136 85V86H135ZM137 85L139 86L138 88H137ZM152 85H150V87H152ZM163 85V84H162ZM192 85H194V86H192ZM205 85V86H204ZM45 86V85H44ZM54 86V87H55ZM65 86V85H64ZM92 86V87H93ZM117 86H118V84H117ZM125 86V85H124ZM127 86V85H126ZM125 86V89L127 88ZM157 86H158V84H157ZM170 86V85H169ZM204 86V87H203ZM45 87V88H46ZM53 87V86H52ZM51 87V88H52ZM53 87V88H54ZM97 87H98V85H97ZM109 87V86H108ZM163 87H164V85H163ZM168 87V86H167ZM193 87V88H192ZM50 88V89H51ZM60 88V87H59ZM61 88H64V87H62V85H61ZM60 88V89H61ZM98 88H100V87H98ZM119 88V87H118ZM177 88V89H176ZM50 89H49V91H50ZM66 89V88H65ZM89 89H90V87H89ZM124 89V88H123ZM171 89H172V87H171ZM170 89V90H171ZM187 89V90H188ZM45 90V91H44ZM56 90H58V88H57V86L55 87V90H53V89H51V91H53L52 93H55L56 92ZM179 90V91H178ZM188 90V91H189ZM198 90H196L195 92H197ZM79 91V90H78ZM89 91V90H88ZM200 91V90H199ZM202 91L203 92H205L204 91V89H202ZM201 91V92H202ZM248 90H246V92H247ZM262 91H263V89H262ZM262 91H261V93H262ZM39 92V93H38ZM64 92V91H63ZM86 92V91H85ZM97 92V91H96ZM103 93V94H102ZM184 93H186V94H184ZM56 94V93H55ZM59 94V93H58ZM62 94V93H61ZM86 94H87V92H86ZM88 94H90L89 92H88ZM194 94V93H193ZM227 94H229L228 96L230 97H228L229 99H230V101H228L227 100ZM260 94V93H259ZM14 95H16V96H14ZM60 95V94H59ZM203 96H204V93L202 94ZM258 95V94H257ZM261 95V94H260ZM66 96V95H65ZM76 96H77V94H76ZM88 96V95H87ZM91 96H89L90 98H91ZM189 96V95H188ZM187 96V97H188ZM193 96V95H192ZM200 96H198V97H200ZM217 96V97H216ZM219 96V97H218ZM246 96V97H245ZM35 97H36V99H35ZM52 97H54V96H52ZM58 96H56V98H57ZM61 97H64V94H63V96H61ZM89 97H86V98H88L89 99ZM196 98L195 100L196 101H194L195 103H193L192 105H193V107H198V106H195V105H197L196 103H200L201 102V100L202 99H200V98ZM213 97V98H212ZM214 97H216V101H212V100H214ZM253 97V96H252ZM55 97H54V99H56ZM59 98V97H58ZM65 98V97H64ZM64 98H62V100H65L66 101V99H64ZM75 98V97H74ZM255 98H257V97H255ZM8 99H9V101L11 100V101H13V102H11L10 101V103H8ZM14 99V100H15ZM23 99V100H22ZM49 99H50V97H49ZM52 99V98H51ZM81 99V98H80ZM82 99H83V97H82ZM95 99L97 100V101H95ZM191 99V98H190ZM194 99V98H193ZM200 99V100H199ZM252 99V98H251ZM258 99V98H257ZM260 99V98H259ZM78 100V99H77ZM84 100H85V98H84ZM260 100H263L262 98L260 99ZM20 101H18V102H20ZM24 101V102H25ZM37 101H38V103H37ZM47 101V100H46ZM57 101V100H56ZM76 101V100H75ZM80 101H82V100H80ZM99 101V102H98ZM187 101V100H186ZM200 101V102H199ZM203 101V100H202ZM233 101V100H232ZM17 102V101H16ZM43 102H45V101H43ZM72 102V101H71ZM77 102V101H76ZM82 102H84V101H82ZM95 102V103H94ZM205 102V101H204ZM211 102H213V103H211ZM230 102V103H229ZM257 102V101H256ZM264 102V101H263ZM9 105H8V104ZM55 103V102H54ZM80 102L78 101V104H79ZM184 103H185V101H184ZM188 102H186V104H187ZM192 103V102H191ZM202 103V102H201ZM233 103V102H232ZM254 103V102H253ZM261 103V102H260ZM18 104H21V103H18ZM16 105V107H18L19 105ZM26 104V105H27ZM40 104V105H41ZM48 104H49V102H48ZM72 104H73V102H72ZM75 104V103H74ZM81 104V103H80ZM190 104V103H189ZM188 104V105H189ZM195 104V105H194ZM202 104H204V103H202ZM257 104V103H256ZM24 104H23V102H22V105H20V106H23ZM34 105V104H33ZM51 105V104H50ZM76 105V104H75ZM184 105V104H183ZM201 105V104H200ZM258 105H260V104H258ZM257 105V106H258ZM7 106V107H6ZM8 106L10 107L9 109H8ZM14 104H13V108H14ZM58 106V107H57ZM172 106V107H171ZM180 106H181V104H180ZM257 106H256V109H257ZM5 107L8 109L7 111H6V109H5ZM15 107V108H16ZM26 107V106H25ZM32 107V106H31ZM30 107V108H31ZM72 107V106H71ZM70 106H69V109L71 108ZM171 107V108H170ZM186 107H188L187 105L185 106V111H186ZM192 107V106H191ZM201 107V106H200ZM229 107H227V111L230 113V110L231 109H229ZM230 107V108H231ZM14 108V109H15ZM20 108V107H19ZM29 108V107H28ZM27 107L25 108V109H27L28 111H29V109H28ZM59 108V109H58ZM62 108H64L65 110H63ZM73 108H75V106L74 107H72V109ZM77 108H75V109H77ZM170 108V109H169ZM175 108V107H174ZM173 108V109H174ZM182 108H183V106H182ZM3 109H5V110H3ZM23 109H24V107H23ZM34 109V110H33ZM71 109V110H72ZM191 109V108H190ZM190 109H188L189 111H190ZM197 109H199V108H197ZM197 109H195V108H193V112L194 111H196ZM263 109H264V107H263ZM13 110V109H12ZM4 111V112H3ZM16 111H18V110H16ZM70 111V110H69ZM173 111V110H172ZM183 111V110H182ZM184 111V112H185ZM192 111V110H191ZM198 111V110H197ZM207 111V106H206V108L204 109V112H206ZM13 112H15V111H13ZM73 112H74V109H73ZM75 112H76V110H75ZM193 112H187L188 114L187 115H189V113H191V115H192V118L194 117V115H193ZM209 112V111H208ZM257 112H260V110L259 111H257ZM4 113V114H5ZM183 113V112H182ZM202 113V112H201ZM222 113V114H221ZM226 113V112H225ZM229 113H227L228 115H229ZM261 113V112H260ZM263 113V112H262ZM14 114V113H13ZM17 114H18V112H17ZM66 114H67V117L69 118H67L66 117ZM174 114V113H173ZM194 114H195V112H194ZM197 114V113H196ZM211 114V115H212ZM258 114V113H257ZM7 115H9L8 113H7ZM12 115V114H11ZM15 115H16V113H15ZM14 115V116H15ZM23 115V114H22ZM29 115V114H28ZM77 116V114L75 113L74 114V116ZM171 115V116H170ZM175 115H177L176 113H175ZM178 115H180V112H179V114ZM185 115V114H184ZM200 115H203V114H200ZM204 115H206V113H204ZM208 115V114H207ZM227 115V116H228ZM235 115V116H234ZM259 116H260V114H258ZM5 116V115H4ZM3 115H2V118L4 117ZM72 118H74L72 115H70ZM183 116V115H182ZM181 116V117H182ZM255 116H256V114H255ZM8 117V116H7ZM28 117V116H27ZM178 117H180V116H178ZM184 117V116H183ZM191 116L189 115V118H190ZM195 117H197V116H195ZM199 117V116H198ZM212 117V116H211ZM229 118H230V115L228 116ZM243 117H245L244 119H243ZM1 118V117H0ZM5 118V121L4 120H1L0 119V121L1 122H6V116L4 117ZM3 118V119H4ZM8 118H10V116L8 117ZM18 118V117H17ZM16 118V119H17ZM31 118V117H30ZM66 118L69 120V123H68V120L66 121ZM174 118V117H173ZM214 118H216V117H214ZM222 118V119H223ZM229 118H226L225 117V121L227 122V123H229L228 122V119ZM25 119V118H24ZM28 119V118H27ZM185 119V118H184ZM195 119H197V118H195ZM12 120V119H11ZM20 120V119H19ZM74 120V119H73ZM177 120H179V118H177ZM191 121V119H188V120H186V121ZM219 120V119H218ZM224 120V119H223ZM222 120V121H223ZM245 120V121H244ZM8 121V120H7ZM222 121H221V123H222ZM0 122V123H1ZM25 122V121H24ZM253 122V123H252ZM20 123V122H19ZM23 123V122H22ZM22 123H21V125H22ZM66 123H68V124H66ZM179 123H181V122H179ZM178 123V124H179ZM184 123V122H183ZM189 123V122H188ZM187 123V124H188ZM225 123V122H224ZM244 123V124H243ZM3 124V123H2ZM2 124L0 125V126H2ZM10 124V123H9ZM31 124V125H32ZM70 124H72V125H70ZM170 124V125H169ZM175 124H176V122H175ZM185 124V123H184ZM184 124H181V126L182 125H184ZM190 124L191 123H189V128L193 125H191L190 126ZM195 124V123H194ZM230 124V123H229ZM234 124V125H235ZM253 124V125H254ZM4 125H6V124H4ZM8 125V124H7ZM13 125H15V124H13ZM28 125H29V123H28ZM32 125V126H33ZM177 125V124H176ZM175 125V126H176ZM246 125H248L247 123L245 124V128H247V126ZM9 126V125H8ZM11 126H12V123H11ZM23 126V125H22ZM31 126V127H32ZM67 126H68V128L70 129V131H71V135L69 136V138H66V131H68L69 129H67ZM180 126V127H181ZM187 126V125H186ZM3 127V126H2ZM5 127H7V126H5ZM19 127H21V126H19ZM18 127V128H19ZM26 127V126H25ZM30 126H28V128H29ZM165 127V128H166ZM172 127V126H171ZM251 127V126H250ZM249 127V128H250ZM254 127V126H253ZM13 128V127H12ZM27 128V127H26ZM164 128V129H165ZM182 128V127H181ZM185 129L187 128V127H184ZM184 128H182L183 130H185ZM189 128H187V130H188V132L190 131L189 130ZM193 127H191V129H192ZM232 128V127H231ZM258 128V129H259ZM15 129V128H14ZM22 129V128H21ZM23 129H25L24 127H23ZM30 129V128H29ZM67 129V130H66ZM181 129V130H182ZM233 129V128H232ZM231 129V130H232ZM237 129V128H236ZM242 129H244V128H242ZM241 129V130H242ZM0 130H2V128H0ZM6 130V129H5ZM180 130V129H179ZM183 130L181 131L182 132V134H180V135H185V133H183ZM186 130V131H187ZM4 131V130H3ZM16 131V133L18 134V130H15ZM20 131H22L23 132V130H20ZM31 131V130H30ZM168 131V130H167ZM171 131V130H170ZM13 132V131H12ZM233 132H234V130H233ZM238 132V131H237ZM240 132V131H239ZM25 133V131L23 132V135H25V139L26 138H28V137H26V134H24ZM26 133H28L27 131H26ZM32 133H33V131H32ZM31 132L30 133H28V134H32ZM168 133H170V132H168ZM179 133V132H178ZM241 133H243V131L241 132ZM5 134H6V131H5ZM20 134H21V132H20ZM69 134V133H68ZM161 134V133H160ZM164 134V133H163ZM177 134V133H176ZM187 134V133H186ZM232 134V133H231ZM19 135V134H18ZM29 135V136H30ZM168 135V134H167ZM167 135H166V137H167ZM22 136V135H21ZM163 136V135H162ZM161 136V137H162ZM232 136V135H231ZM237 136V135H236ZM10 137V136H9ZM18 137H20V136H18ZM220 137V136H219ZM218 137V138H219ZM234 137V136H233ZM239 137V136H238ZM2 138H5V136L4 137H2ZM16 138V137H15ZM24 138V137H23ZM178 138V137H177ZM179 138H182V137H179ZM240 138H241V136H240ZM11 139V138H10ZM162 139H163V137H162ZM217 139V138H216ZM222 139V138H221ZM224 139V138H223ZM228 139V138H227ZM237 139V138H236ZM7 140H9V139H7ZM12 140V139H11ZM14 140H16V139H14ZM26 140V141H27ZM160 140H161V138H160ZM178 140H180V139H178ZM178 140H176V141H178ZM219 140V139H218ZM233 140V139H232ZM2 141H4L3 143H2ZM46 141H47V143H48V145L51 143V145H49L48 147H49V149H50V151H46L45 150V152L46 153H44V147H46L45 146V144H46ZM149 141V142H148ZM216 141V140H215ZM241 141V140H240ZM6 142V143H5ZM156 142V141H155ZM225 142V141H224ZM223 142V143H224ZM217 143V142H216ZM228 143V142H227ZM226 143V144H227ZM138 144V145H137ZM153 144V143H152ZM47 145V144H46ZM141 145H140V148H141ZM157 145V144H156ZM138 146V147H137ZM145 146V147H146ZM152 146V145H151ZM144 147V148H145ZM148 147V146H147ZM213 147V146H212ZM211 147V148H212ZM217 147V146H216ZM124 148L126 149V151H125V153L123 152V150H124ZM144 148H143V152H144ZM153 148V147H152ZM123 149V150H122ZM142 149V148H141ZM217 149V148H216ZM140 150V149H139ZM138 151V149L136 150V152ZM140 151H142V150H140ZM148 151H149V149H148ZM207 151V150H206ZM142 152V153H143ZM138 153V152H137ZM119 154V155H118ZM142 155V154H141ZM140 155V156H141ZM144 155V154H143ZM149 155V154H148ZM44 156V157H43ZM150 156V155H149ZM39 157H42V159L41 158H39ZM56 157H58V158H56ZM137 157V156H136ZM45 158V159H44ZM54 158H56L57 159V161L59 160V163H58V167H56L55 166V173L52 175L51 173V175H47L48 177H50V178H48V177H45V178H48L47 180H44V181H46V183H49V185L48 184H45V183H41V182H44V181H41L40 182V180H39V183L40 184H42V185H40L39 183H38V179L37 180H35L36 179V177H34L33 178V175L36 173V170H40V168L41 169H43V168H45V167H47L46 165L48 164L49 165V163H50V161L52 162L53 160H55ZM50 159H52V160H50ZM139 159H141V158H139ZM43 160V161H42ZM48 160H50L49 161V163H46V162H48ZM143 160H144V158H143ZM140 161V160H139ZM42 162L44 163V164H46L45 165V167H43L44 166V164H42ZM131 162V161H130ZM129 162V163H130ZM141 162V161H140ZM67 163V164H66ZM53 163H51V165H52ZM136 164H140V163H136ZM8 165H10V167H12L13 168V170H12V172L14 171V173H12L11 172V170L8 168L9 166ZM42 167H41V166ZM51 165H49V166H51ZM66 165H67V167H66ZM38 166H39V168H38ZM49 166H48V168H49ZM133 166V165H132ZM139 166V165H138ZM32 167H34L33 169H30V168H32ZM37 167V168H36ZM52 167V166H51ZM51 167L49 168L50 170H51ZM47 168V169H48ZM53 169H54V166L52 167ZM7 169H9L10 171H8V175L9 176H11L12 174H15V171H16V173H17V175H20V173H21V171H24V174H25V172L27 171L28 172V170L30 169V170H34V171H29L30 173L32 172L33 173V175L32 174H30V177H31V175H32V181H33V179L35 180V182L37 183V184H35V183H32V184H34V185H31V180H30V178H29V176H26L27 174H23V172L21 173V175L23 174L24 176L23 177H25V179L24 178H22V179H24V181H29L30 180V182H28V184L26 183V182H21V181H23V180H19L18 181V183H17V181L15 182V183H17L18 185L20 184V183H23V184H26V185H24V186H26V188L24 187V190L22 191L21 190V193L23 192H25L24 193V196L23 197H21V195H20V190H19V188L20 187H22L23 188V184H22V186H18L17 184L15 185V183H13V181L14 180H17L16 178L18 177H16V178H12V176L10 177V180H8L9 178H8V176H7ZM36 169V170H35ZM46 169V168H45ZM46 169V170H47ZM48 169V171H50ZM130 170V169H129ZM132 170V169H131ZM135 170V169H134ZM249 170V169H248ZM20 171V173H18ZM123 171V170H122ZM11 172V173H10ZM35 172V173H34ZM71 172V171H70ZM71 172V173H72ZM5 173H6V175H5ZM10 173V174H9ZM47 173V172H46ZM67 173V174H66ZM128 173H130V171L128 172ZM114 174V175H115ZM29 175V174H28ZM84 175V176H83ZM110 175V174H109ZM118 175V174H117ZM34 176H36V174L34 175ZM39 176V175H38ZM105 176H107L108 177V179L105 177ZM130 176V175H129ZM13 177H14V175H13ZM19 177H22V176H19ZM115 177H116V175H115ZM8 178V179H7ZM12 178V179H11ZM82 178V179H83ZM19 179V178H18ZM21 179V178H20ZM44 179V178H43ZM84 179L83 180H81L82 181V183L83 184H81V181H80V185H86V183L84 184ZM85 179V180H86ZM113 179V178H112ZM116 179H118V178H116ZM116 179H113V181L114 180H116ZM121 179V178H120ZM13 180V181H12ZM42 180V179H41ZM69 180V179H68ZM88 180H86V182H90V181H88ZM122 180V179H121ZM9 181L10 182H12V184L11 183H9ZM78 180L76 179V182H77ZM84 181V182H83ZM105 181V180H104ZM112 181V182H113ZM70 182V183H71ZM103 182V181H102ZM108 183H109V187H108V184H107V187L109 188V189H111L112 188V186L110 185V182L109 181H107ZM111 182V183H112ZM71 183V184H72ZM97 183V184H96ZM104 183V182H103ZM119 183V182H118ZM131 183V182H130ZM15 186H14V185ZM45 184V185H44ZM73 184L72 185H70V186H73ZM92 184V183H91ZM102 184V183H101ZM104 184H106V182L104 183ZM112 184H114V183H112ZM126 184H128L127 182H125V185ZM30 185V186H29ZM47 185V186H46ZM68 185V184H67ZM96 185H98V186H96ZM123 185V184H122ZM29 186V187H28ZM69 186V187H70ZM93 186V185H92ZM101 187H102V185H100ZM110 186H111V188H110ZM117 186V185H116ZM127 186V185H126ZM17 187V188H16ZM19 187V188H18ZM31 187V188H30ZM36 187V188H37ZM56 187H58V186H56ZM56 187H54V188H56ZM77 187H78V184H77ZM114 187V186H113ZM118 187V186H117ZM125 187V186H124ZM256 188L255 189H257L258 191H256V192H258V196H257V201H256V203H255V205L253 206V208L252 209H248L249 211H245L244 213V215H243V217H242V215H240L241 217H234L233 218V216H228V217H232L229 221H228V223L226 224V226L224 227V229H221L222 230V233H220L221 234V238L223 237V239H224V237H225V239H226V236H233L234 234H236L237 235V237L239 236V238H243L242 240H240L239 238H237V245H236V241H235V244L233 243V245H232V243L230 242V245L228 246L227 244H228V241L226 240L225 241V239L223 240L224 241V243H223V241H222V247L220 246L221 244H219V246H220V250H217V252H215L216 254L218 253V251H220V254L217 256V257H219V260L217 261L218 263L217 264H264V179L263 178H261V179H259L257 182H256V186H255ZM17 190H16V189ZM22 188H20V189H22ZM29 188V189H28ZM33 188V189H32ZM71 188V187H70ZM74 188V187H73ZM72 188V189H73ZM93 188V187H92ZM100 187H98V189H99ZM103 188H106L105 186H103ZM102 188V189H103ZM115 188V187H114ZM81 189H82V187L79 189L80 191H81ZM98 189H91L90 191L92 192V190H96V192L98 191L99 192V190ZM107 189V188H106ZM105 189V190H106ZM113 189V188H112ZM126 189V188H125ZM19 190V191H18ZM39 190V189H38ZM74 190H77V191H79L78 189H74ZM83 190V189H82ZM101 190V189H100ZM117 190V189H116ZM121 190V189H120ZM34 191H35V189H34ZM39 191V192H40ZM54 191H56V189L54 190ZM84 191V190H83ZM89 191V192H90ZM102 191V190H101ZM109 191V190H108ZM35 192H37V189H36V191ZM36 193V195L35 196H40L39 194L40 193ZM91 192L89 193V195L91 194ZM98 192L97 193H95V192H93V196H94V194H98ZM103 192H104V190H103ZM102 192V193H103ZM106 192V191H105ZM104 192V194H106ZM111 192V190L109 191V193ZM116 192V191H115ZM120 192V191H119ZM4 193H6L5 195H2V194H4ZM13 193H18V194H16V196L17 197H15V195H13ZM53 193V192H52ZM73 193H75V192H73ZM80 193H82V192H80ZM8 194V195H7ZM33 194H34V192H33ZM43 194V193H42ZM41 194V195H42ZM46 194V193H45ZM49 194V193H48ZM48 194H46V195H44L45 196V198H46V200L48 199L47 197L51 194V192H50V194L48 195ZM77 194H78V192H77ZM76 194V195H77ZM84 194V193H83ZM86 194H88L87 192H86ZM85 194V195H86ZM100 194V198L97 196V198L99 199V200H101V202H102V194L101 193H99ZM98 194V195H99ZM120 194V193H119ZM11 195V198L9 197ZM27 195V194H26ZM42 195V196H43ZM48 195V196H47ZM81 195V194H80ZM84 195V197H83V199H82V201H80V203L79 204H81V202H84V205H82V207H84L83 209H81L82 211L80 212V210H79V214H81V220H82V222H81V227L78 229L79 231H78V233L82 236V239H83V241H84V244L86 245V247H87V250L88 251H91L92 250V245H91V242L93 241V238H94V236H95V225H96V223L98 222V219H99V217L97 216L98 214H97V212L99 211L98 210V206L96 207V205H98L94 200V202L96 203V205L95 204H92L91 203V201L90 200H92V198H94L92 195H91V197L89 196V198L87 199L86 198V196ZM107 195V194H106ZM105 195V197H104V195H103V197H104V200H106V201H108V199H105L107 196ZM112 195V194H111ZM114 195H116L115 193H114ZM117 195H118V193H117ZM116 195V196H117ZM31 196V195H30ZM42 196H40V197H42ZM43 196V197H44ZM47 196V197H46ZM75 196V195H74ZM77 196H79V194L77 195ZM88 196V195H87ZM13 197H15V199H13ZM39 197V199H41L40 201L43 203V197L42 198H40ZM80 197V196H79ZM78 197V198H79ZM7 198L6 199H4L3 201L5 202V201H7ZM28 198H30L29 196H28ZM27 198V199H28ZM75 198V197H74ZM77 198V199H78ZM108 198V197H107ZM114 198H115V196H114ZM116 198H118V196L116 197ZM1 199H0V203H1V205H0V209H1V211H2V209H4V211H2L3 213L5 212V210L6 209H10V205H11V203L12 202H10L9 200V206H8V208H5V207H7V206H5V205H7V203L6 204H4L2 201H1ZM20 199V200H21ZM33 199V198H32ZM81 199V198H80ZM30 200H31V198H30ZM79 200V199H78ZM99 200H96V201H99ZM114 200H116V199H114ZM7 201V202H8ZM19 201V200H18ZM23 201V200H22ZM25 202L26 201H28L29 202V200H24ZM33 201V200H32ZM41 202H40V205H41ZM65 202V201H64ZM100 202V203H101ZM105 202V201H104ZM109 202V201H108ZM108 202H107V205H109L110 204V202H109V204H108ZM17 203V202H16ZM16 203H14V204H12L11 206H13V205H16ZM21 203V201H19L18 202V204L17 205H19ZM24 203V202H23ZM44 203H46V201H44ZM99 203V204H100ZM113 203V202H112ZM50 204V203H49ZM63 205L65 204V203H62ZM103 204V203H102ZM101 204V205H102ZM248 204V203H247ZM244 205V206H248V205ZM5 206L4 208H2L1 206ZM21 205V204H20ZM24 204H22L21 206H23ZM106 205V204H105ZM111 205V204H110ZM21 206L20 207H18L17 209H20L21 208ZM29 206V205H28ZM100 206V205H99ZM112 206V205H111ZM250 206V205H249ZM252 206V205H251ZM250 206V207H251ZM15 207H17V206H15ZM23 207H26V206H23ZM101 207V206H100ZM249 207V208H250ZM29 208V207H28ZM14 209V208H13ZM22 209V208H21ZM24 209H26V208H24ZM14 210H16V209H14ZM13 210V211H14ZM244 210V209H243ZM247 210V209H246ZM33 211V210H32ZM240 211V210H239ZM241 211H242V209H241ZM7 212V211H6ZM9 212V211H8ZM18 212V211H17ZM17 212H16V215H18L19 216V214H17ZM20 212V211H19ZM18 212V213H19ZM25 212H27V210L25 211ZM35 212V211H34ZM3 213H1V214H3ZM11 213V212H10ZM4 214H8V213H4ZM13 214H14V212H13ZM23 214H24V211H23ZM35 214V213H34ZM15 215V217H18V216H16ZM27 215V214H26ZM230 215V214H229ZM237 215V214H236ZM9 216V215H8ZM262 216V217H261ZM5 217V216H4ZM11 217V216H10ZM23 217V216H22ZM98 217V218H97ZM261 217V218H260ZM7 218V217H6ZM12 218V217H11ZM10 218V219H11ZM19 218V217H18ZM2 219V218H1ZM8 219V218H7ZM13 219V218H12ZM12 219H11V221H12ZM27 219H29V218H27ZM3 220H5V219H3ZM225 220H228V218L227 219H225ZM48 221V220H47ZM28 222V221H27ZM45 222V221H44ZM51 222V221H50ZM225 222V221H224ZM3 223V222H2ZM6 223V222H5ZM9 223V222H8ZM46 223V222H45ZM44 223V224H45ZM49 223V222H48ZM4 224V223H3ZM234 224H236L237 226H238V228L240 229V230H238L236 227V225L234 226ZM8 225V224H7ZM47 225V224H46ZM46 225H45V228H47L46 227ZM51 225V224H50ZM79 225V226H80ZM28 226V225H27ZM48 226V225H47ZM62 226V225H61ZM50 226H48V228H49ZM236 228V230H238V231H240V234L242 233L241 231L242 230H244V232L246 233L245 235H243L244 233H242V235L243 236H245V237H243L242 235L240 236L239 235V233L238 232H236V230H235V228ZM19 228V227H18ZM25 228V227H24ZM23 228V229H24ZM28 228V227H27ZM43 228H44V226H43ZM42 228V229H43ZM218 228V227H217ZM216 228V229H217ZM221 228V227H220ZM63 229V232L65 231L64 230V227L62 228L61 227V230ZM28 230V229H27ZM30 230V229H29ZM43 230H45V231H47L46 229H43ZM49 230H50V228H49ZM51 230L53 231V229H52V227H51ZM51 230H50V232H51ZM55 230V229H54ZM221 230H218L219 232L221 231ZM31 231V230H30ZM217 231V230H216ZM217 231V232H218ZM58 232V231H57ZM57 232H56V234H57ZM59 232H60V230H59ZM62 232V233H63ZM236 232V233H235ZM29 232H27V234H28ZM53 234H54V232H52ZM62 233H61V236H62ZM216 234H219V233H216ZM2 235V234H1ZM29 235V234H28ZM44 235V234H43ZM3 236V235H2ZM50 236V235H49ZM56 236V235H55ZM58 236V235H57ZM218 236V235H217ZM48 237V236H47ZM219 237H220V235H219ZM228 237V238H229ZM233 237H236V236H233ZM227 238V239H228ZM218 239H220V238H218ZM236 239V238H235ZM230 240V239H229ZM231 241V240H230ZM217 242H220V241H217ZM225 242H227V244L225 243ZM238 242H240V243H238ZM225 244V245H224ZM232 245V246H231ZM218 248V247H217ZM204 249V248H203ZM214 250V249H213ZM203 253V252H202ZM205 253V252H204ZM203 253V254H204ZM207 253V252H206ZM211 254V253H210ZM196 256V255H195ZM201 256V255H200ZM203 256V255H202ZM213 256H215V254L213 255ZM204 257H205V255H204ZM203 257V258H204ZM194 258V257H193ZM208 258V257H207ZM211 258H212V255H211ZM200 259H201V257H200ZM214 259H215V257H214ZM197 260V262H199L198 261V259H196ZM201 260H203V259H201ZM208 260V259H207ZM212 260V259H211ZM188 261V260H187ZM190 261V260H189ZM212 261H214V260H212ZM216 261H214L212 264H214ZM201 262V261H200ZM199 262V263H200ZM205 262V263H204ZM209 261H205V260H203V262L201 263V264H209L208 263ZM211 262V261H210ZM198 263V264H199ZM190 264V263H189ZM191 264H195V262H193V263H191Z\"/></svg>",
    "mask_w": 264,
    "mask_h": 264
}]
</instances>
